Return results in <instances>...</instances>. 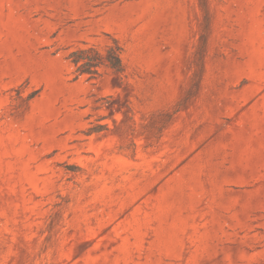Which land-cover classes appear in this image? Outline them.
Listing matches in <instances>:
<instances>
[{"label":"rangeland","instance_id":"374dc122","mask_svg":"<svg viewBox=\"0 0 264 264\" xmlns=\"http://www.w3.org/2000/svg\"><path fill=\"white\" fill-rule=\"evenodd\" d=\"M0 264H264V0H0Z\"/></svg>","mask_w":264,"mask_h":264},{"label":"trees","instance_id":"16d2710c","mask_svg":"<svg viewBox=\"0 0 264 264\" xmlns=\"http://www.w3.org/2000/svg\"><path fill=\"white\" fill-rule=\"evenodd\" d=\"M71 62L76 66V72L79 75L87 74L94 77L97 74V68L105 65L115 72L122 71V63L119 56V50L109 48L105 57L98 55L92 49L78 50L70 55Z\"/></svg>","mask_w":264,"mask_h":264}]
</instances>
